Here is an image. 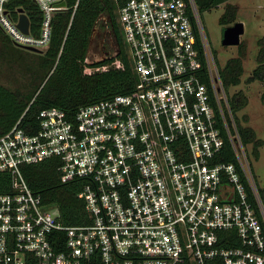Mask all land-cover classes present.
Returning <instances> with one entry per match:
<instances>
[{"label": "built area", "instance_id": "obj_1", "mask_svg": "<svg viewBox=\"0 0 264 264\" xmlns=\"http://www.w3.org/2000/svg\"><path fill=\"white\" fill-rule=\"evenodd\" d=\"M9 1L0 0V27L21 48L46 49L65 0H34L38 34L19 28ZM116 1L137 84L73 119L44 109L36 133L19 120L0 137L10 181L0 264H264L262 193L194 0ZM115 57L85 72L122 68ZM227 141L235 161L220 159ZM52 156L63 180L87 178L79 196L90 224L63 225L27 182L21 166Z\"/></svg>", "mask_w": 264, "mask_h": 264}, {"label": "trees", "instance_id": "obj_2", "mask_svg": "<svg viewBox=\"0 0 264 264\" xmlns=\"http://www.w3.org/2000/svg\"><path fill=\"white\" fill-rule=\"evenodd\" d=\"M190 3V0H186ZM229 0H194L202 15L203 12L226 3ZM66 9L55 13L52 20L51 41L41 52L29 51L38 59L35 69H31V79L21 88H10L0 82V137L9 132L20 120V126L29 133L39 129L38 116L47 108L57 107L64 111L69 119L83 106L112 99L119 94L134 90L138 78L132 67L124 40L121 37L118 23V3L116 0H65ZM16 17L23 8L30 19L32 33L38 34L43 19V12L34 0H10L8 3ZM106 15L111 25L119 33L120 45L118 58L124 66H109L105 70L86 73L88 65L98 66L111 63L116 57L105 58L87 63L88 52L93 33L100 18ZM238 8L228 4L219 21L224 25L235 23ZM0 27V50L2 54L16 57L22 51ZM243 43L238 57L229 58L221 67L224 83L229 90L231 85H239L244 73ZM259 64L254 68L249 82L259 80L264 83V47L258 56ZM39 81V82H38ZM38 82V83H37ZM264 102V92L261 96ZM231 106L236 114L242 138L246 144L254 143L253 152L259 156L262 139L251 127H242L237 112L249 103L244 91L239 90L230 96ZM221 161H235V155L227 141L221 150ZM58 156L38 160L21 166L23 174L35 194L39 195L46 206H56L58 219L65 226H83L92 222L86 209V203L79 196L87 178L78 177L70 181L62 179ZM10 190L8 175L0 173V192ZM238 245V244H235ZM215 259L210 264H220ZM179 264H194L184 261Z\"/></svg>", "mask_w": 264, "mask_h": 264}, {"label": "rangeland", "instance_id": "obj_3", "mask_svg": "<svg viewBox=\"0 0 264 264\" xmlns=\"http://www.w3.org/2000/svg\"><path fill=\"white\" fill-rule=\"evenodd\" d=\"M229 1L203 12L201 17L221 67L226 64L229 58L239 56L240 45L243 43L244 73L241 77L242 81L239 85H231L229 94L231 96L239 90L244 91L249 103L237 112L240 124L242 127L254 129L257 138L264 141V102L261 99L264 92V83L259 80L248 81L254 68L259 64V52L264 47V0ZM228 4L237 6L238 16L236 21H241L245 25V33L241 36V43L238 46L224 45L222 42L224 29L228 25L221 24L219 19ZM113 35L114 31L109 17L103 15L93 33L88 52L90 62L118 56L119 45L113 44ZM20 50L22 52L16 57L7 53L3 55L2 50H0V82L10 88L25 90V86L31 79L30 71L33 68L35 69L38 59L35 55H32L33 53H27L30 50L24 48H20ZM253 150L254 143H249L248 151L252 169L264 202V144L259 147V156ZM50 211L53 214L58 213L56 206H51Z\"/></svg>", "mask_w": 264, "mask_h": 264}, {"label": "water", "instance_id": "obj_4", "mask_svg": "<svg viewBox=\"0 0 264 264\" xmlns=\"http://www.w3.org/2000/svg\"><path fill=\"white\" fill-rule=\"evenodd\" d=\"M20 18L18 22L19 28L25 32H30V19L27 13L24 11L23 8L19 9ZM245 33V25L241 21H236L232 25H228L224 29L223 34V44L224 45H240L241 43V36ZM24 49L33 51V52H41L42 50L35 48V47H25Z\"/></svg>", "mask_w": 264, "mask_h": 264}, {"label": "flooded vegetation", "instance_id": "obj_5", "mask_svg": "<svg viewBox=\"0 0 264 264\" xmlns=\"http://www.w3.org/2000/svg\"><path fill=\"white\" fill-rule=\"evenodd\" d=\"M119 23V22H118ZM120 26V25H119ZM120 28V27H119ZM112 29H113V31H114V35H113V44H116V45H120L119 43H120V36H119V33H117L116 31H115V28H114V26L112 25ZM120 30V29H119ZM120 33H121V30H120ZM121 37H122V39H123V36H122V33H121ZM118 53H119V51H118Z\"/></svg>", "mask_w": 264, "mask_h": 264}, {"label": "crops", "instance_id": "obj_6", "mask_svg": "<svg viewBox=\"0 0 264 264\" xmlns=\"http://www.w3.org/2000/svg\"><path fill=\"white\" fill-rule=\"evenodd\" d=\"M230 1H232V0H230ZM230 1H229V2H230Z\"/></svg>", "mask_w": 264, "mask_h": 264}]
</instances>
